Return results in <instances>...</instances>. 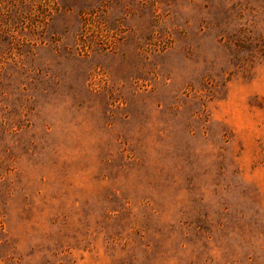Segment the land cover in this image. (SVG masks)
Listing matches in <instances>:
<instances>
[{
  "label": "rangeland",
  "instance_id": "374dc122",
  "mask_svg": "<svg viewBox=\"0 0 264 264\" xmlns=\"http://www.w3.org/2000/svg\"><path fill=\"white\" fill-rule=\"evenodd\" d=\"M0 264H264V0H0Z\"/></svg>",
  "mask_w": 264,
  "mask_h": 264
}]
</instances>
